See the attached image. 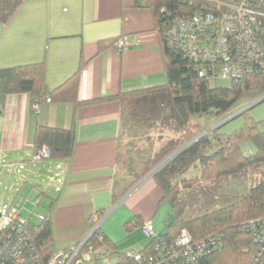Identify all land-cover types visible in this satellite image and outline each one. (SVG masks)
<instances>
[{
	"label": "crops",
	"instance_id": "0c3cea01",
	"mask_svg": "<svg viewBox=\"0 0 264 264\" xmlns=\"http://www.w3.org/2000/svg\"><path fill=\"white\" fill-rule=\"evenodd\" d=\"M122 37L128 45L118 50L116 41ZM101 40L105 41L102 48ZM41 61L45 62V80L51 89L61 85L83 62L78 102L115 98L123 92L166 82L161 43L151 11L124 7L123 0L25 1L7 25L0 24V68ZM121 115L118 99L78 107L70 102L45 100L39 104L38 113L31 112L26 93H11L0 99V168L25 169L31 176L45 168L56 177L49 179L54 190L46 193L50 199L46 213L51 207L54 251L80 240L88 230L89 216L109 211L113 202L141 178L144 179L138 186L115 206L117 222L123 230L115 231L107 223L113 208L100 231L120 252L139 250L147 243L134 239L140 227L126 233L124 223L130 217L150 220L155 234L165 232L171 211L167 202L164 207L155 179L147 174L137 181L117 176L115 157ZM37 124L73 126L75 141L70 159L34 158ZM190 125L189 119L187 128ZM17 178L25 180L21 174ZM44 187L49 189L50 185ZM34 210L35 206L26 201L20 213L35 214ZM105 246L112 253L110 246Z\"/></svg>",
	"mask_w": 264,
	"mask_h": 264
},
{
	"label": "trees",
	"instance_id": "16d2710c",
	"mask_svg": "<svg viewBox=\"0 0 264 264\" xmlns=\"http://www.w3.org/2000/svg\"><path fill=\"white\" fill-rule=\"evenodd\" d=\"M25 1L27 0H0V24L7 25ZM187 5L190 6L187 0H123L124 7H143L151 11L165 62V84L123 92L115 98L104 97L88 102H78L77 91L83 62L80 61L78 69L61 85L51 89L45 80V62L41 61L0 68V99L11 93H26L29 97L31 112H33L34 105L40 104L46 98L57 103L70 102L75 107L118 99L123 113L129 100L162 95L166 101L169 119L178 128L185 129L191 115L221 117L239 101L263 96L264 74L247 75L240 82H231L229 86L212 85L209 80L198 76L191 60L165 45L160 30L161 7H165L166 12L174 17L189 14L193 7ZM104 42V40L99 41L100 48ZM263 100L264 98L261 101ZM243 140H250L253 143L255 147L253 153L244 154L241 151L240 143ZM74 141L73 126L57 128L37 124L33 138L34 153L42 146H46L49 149V156L46 159L68 160L73 153ZM212 145L215 147L212 152L200 154L202 148ZM187 156H198L201 165L199 177L194 180H183L179 185L172 183V177L179 172L180 166H187L185 159ZM118 158L117 150L116 162ZM259 165H264V131H260L258 123L253 121L246 122L232 134L214 135L212 140L207 135L200 136L187 148L178 149L172 159L160 165L152 175L161 189V201L167 202L170 206L171 218L166 224L167 230L163 234L149 237L150 240L142 249H139L140 252L144 255L152 253L157 245L173 242L180 231L186 229L194 239H202L217 233L222 234L223 247L205 255L200 264H255L254 256L258 244L250 232L238 230V227L247 219L264 217V177L248 188L238 200L206 210L193 217L185 216L188 199L182 197L180 187L189 190L202 183H211L222 177L241 174ZM116 202L117 200L113 204ZM50 209L51 207L48 214H50ZM29 221L28 226L32 238L42 258L46 260L55 252L49 215L38 223ZM142 222L135 216L130 217L124 223V229L130 232L140 227ZM98 235L103 236V244H108L115 255L113 264H136L133 259L126 256V251H118L116 245L111 243L100 229L92 237L94 242ZM95 245L100 244L95 243Z\"/></svg>",
	"mask_w": 264,
	"mask_h": 264
},
{
	"label": "built area",
	"instance_id": "2783aa9c",
	"mask_svg": "<svg viewBox=\"0 0 264 264\" xmlns=\"http://www.w3.org/2000/svg\"><path fill=\"white\" fill-rule=\"evenodd\" d=\"M187 1L190 5L187 6L193 7L187 15L172 17L165 7L160 9L161 37L169 49L191 60L198 76L210 82L228 80L237 83L247 75L264 74V0ZM127 45L125 37L116 41L118 50H124ZM257 99L246 106L230 109L211 128H216L239 115ZM46 101L49 102L50 99L46 98ZM38 111L39 104H36L33 112ZM204 134L206 132L201 133L199 137ZM173 155L174 153L169 155L158 167L171 160ZM48 156L49 149L46 146L34 153L35 159H45ZM154 171L147 173L146 177L152 176ZM143 179L133 185L122 198ZM122 198L113 204L111 209L117 206ZM110 210L93 212L88 218L89 227L86 234L64 249L55 251L46 260L42 258L32 238L28 226L30 219H21L15 213H0V264H83L85 260L97 261L110 250L103 244L102 235L96 236V242L92 237L100 229ZM48 215L46 213L35 216L39 221H43ZM140 228L147 237L156 235L150 220H144ZM238 230H246L253 235L258 244L254 262L264 264V217L247 219L239 224ZM95 243L100 245L96 246ZM222 247L223 237L220 233L194 239L186 229H182L173 242L157 245L152 253L144 255L140 250L132 248L126 251V256L136 264H200L205 255Z\"/></svg>",
	"mask_w": 264,
	"mask_h": 264
},
{
	"label": "rangeland",
	"instance_id": "374dc122",
	"mask_svg": "<svg viewBox=\"0 0 264 264\" xmlns=\"http://www.w3.org/2000/svg\"><path fill=\"white\" fill-rule=\"evenodd\" d=\"M211 84L224 87L229 86L231 82L217 80ZM255 99L241 100L231 109L237 106H246L254 102ZM222 117L191 115L190 127L180 129L169 119L166 101L162 95L150 96L140 100H129L121 115L117 147L119 158L116 162L117 176L125 181L139 179V177L150 171L156 170L163 160L176 153L178 149L187 148L203 132H206V134L202 136L207 135L212 140L214 135L232 134L248 121L258 123V129L264 131V100L253 103L244 113L224 122L216 129L211 128ZM214 149V145L202 148L200 154H209ZM240 149L244 154L255 151V147L250 140H243L240 143ZM185 159L187 166H180L179 172L172 177V183L174 184L179 185L183 180H194L200 175L201 165L198 156H187ZM0 169V213L8 215L16 213L21 219H30L31 222L38 223L39 220L35 215L46 214V209L50 204L49 194L46 193L54 190L52 182L49 180L50 178L56 179V177H53V172H49L45 168H39L34 176H31L25 169L15 170L6 166ZM20 174L25 177L24 181L17 180ZM263 177L264 165H259L241 174L222 177L211 183H202L189 190L180 187L182 197L188 199L185 216L193 217L206 210L230 204L243 196L248 188ZM45 184L50 185L49 189H45ZM9 199L13 202L10 203ZM26 201L35 206V215L31 214L30 211L20 213V208ZM163 204L164 207L168 206L166 202ZM116 207H114L115 210L113 209L114 212L108 216L107 223L115 231L119 228L123 230L117 222L118 208L116 210ZM164 229L167 230L166 225ZM145 236L142 230L139 229L136 231L134 239L139 242L141 240L148 242L150 238ZM127 239L128 237L124 241ZM114 262L115 256L110 251L103 254L97 261L85 260L83 264H113Z\"/></svg>",
	"mask_w": 264,
	"mask_h": 264
},
{
	"label": "water",
	"instance_id": "95a60500",
	"mask_svg": "<svg viewBox=\"0 0 264 264\" xmlns=\"http://www.w3.org/2000/svg\"><path fill=\"white\" fill-rule=\"evenodd\" d=\"M263 98H264V95H263V96H261V97H259V98L257 99V101H256V102H258V101H261ZM256 102H255V103H256Z\"/></svg>",
	"mask_w": 264,
	"mask_h": 264
}]
</instances>
